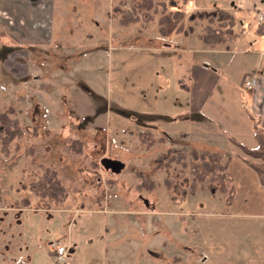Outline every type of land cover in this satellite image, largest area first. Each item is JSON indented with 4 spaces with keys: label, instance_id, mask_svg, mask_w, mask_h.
Returning a JSON list of instances; mask_svg holds the SVG:
<instances>
[{
    "label": "rangeland",
    "instance_id": "obj_1",
    "mask_svg": "<svg viewBox=\"0 0 264 264\" xmlns=\"http://www.w3.org/2000/svg\"><path fill=\"white\" fill-rule=\"evenodd\" d=\"M15 1L34 16L36 31L17 45L3 28L0 47V108H17L22 128L17 149L0 154V264H242L249 243L242 232L226 228L241 215H222L230 204L225 192L203 187L190 193L187 168L175 162L155 167L154 155L168 146L219 149L221 159L228 157L231 179L225 184L232 188L244 177L242 168L253 172L240 156L259 158L243 153L228 136L255 147L246 113L250 93L237 78L243 59L238 50L257 35L256 16L235 12L236 36L215 47L218 52L206 49L208 55L187 32L182 43L196 61L189 63L205 57L207 67L219 69L208 93L204 88L191 96L182 95L175 80L189 64H178L174 53L179 32L159 36L152 21L118 25L112 6L119 0ZM190 2L185 5H202ZM0 18L12 24L6 10L0 9ZM195 20L184 23L199 30L204 19ZM137 129L163 141L145 148ZM70 137L80 139V153L71 152ZM102 157L119 160L120 168H106ZM43 165L66 191L60 202L27 188ZM134 170L153 187L135 189ZM55 244L64 246L61 260L53 256Z\"/></svg>",
    "mask_w": 264,
    "mask_h": 264
},
{
    "label": "trees",
    "instance_id": "obj_2",
    "mask_svg": "<svg viewBox=\"0 0 264 264\" xmlns=\"http://www.w3.org/2000/svg\"><path fill=\"white\" fill-rule=\"evenodd\" d=\"M188 0H131L127 6L122 5L119 0L112 6V15L118 25H128L137 21H152L155 32L159 36L168 37L172 33H187L192 30V25L185 24L184 20L196 21L204 19L199 30L194 34L195 38L208 47H216L224 41L236 36L234 30V16L229 10L221 7L211 9L186 11L182 4ZM180 3V4H178ZM256 34L264 32V22H256L253 28ZM247 75L242 72L238 82L242 83ZM17 108L11 104L0 108V154L7 156L11 150L17 149L16 139L20 137L22 128L16 115ZM252 137L255 147L249 148L243 142L233 136H228V140L236 145L243 153L253 158L258 157L259 161L241 155L255 172L258 183L264 187V128L257 125V121H252ZM135 135L146 148L154 143L163 141L161 135L144 130H135ZM12 143V144H10ZM68 146L73 153L81 152V141L78 137H70ZM154 165L159 168H167L172 162L181 167H186L189 172L188 191L192 193L196 188H207L209 192H225V200L228 201L233 191L232 187L225 184V180L230 182L231 176L226 170L228 157L221 159L218 151L208 148L197 149L189 147L180 149L175 146H168L154 155ZM139 178L134 184V188L145 190L153 187V181L140 171H133ZM166 182V180H164ZM167 184V182H166ZM27 188L39 196H51L56 202H60L66 195L63 185L60 183L55 171L49 166L43 165L40 173L35 179L27 182Z\"/></svg>",
    "mask_w": 264,
    "mask_h": 264
},
{
    "label": "crops",
    "instance_id": "obj_3",
    "mask_svg": "<svg viewBox=\"0 0 264 264\" xmlns=\"http://www.w3.org/2000/svg\"><path fill=\"white\" fill-rule=\"evenodd\" d=\"M198 1L201 2L202 5H198V3H196V5L189 4L190 6L185 5L186 3H191L189 0L183 4L184 9L188 12V11L221 7L226 10H229L232 13V15H235V12H237V15L240 13L251 14V15H247L249 17L250 16L257 17L259 15H264V0H229V1L211 0L208 3H205V0H198ZM19 2L16 3V1L13 0L12 3H9L8 0H0V9L9 12V14L12 17V24H10L9 27L5 26L2 22V19L0 18V47H2L5 44V40H4L5 35L3 28H7L11 30L12 32L11 37L15 39L16 42L15 44L17 45H23V42L20 41V37L25 35L28 38L29 36L33 35L34 31H36V26H35L36 24L34 22L35 18H33L34 16L32 17L29 13L25 14V10L19 7ZM27 5L29 4L26 2L25 6ZM199 21L200 20H196L195 23ZM238 21L243 22V19L238 18ZM193 28L194 25H192V30L188 33L192 32V34H195L198 31V29L195 30ZM179 33L180 35L178 36V39L177 40L175 39L176 42L172 43V46L175 51L174 53L177 56L178 64L180 63L186 64L191 61H195V59L192 56L189 57V52L191 50L189 48H185V46H183L185 43H182L184 42V40L182 39L188 37L187 33H182V32ZM250 39L251 40L247 44L249 47H244L243 49L238 50L240 52V55L243 57V59H241L242 67L240 68L239 76L237 79L239 80V77L242 72H246L248 75V76L246 75L247 77L251 76L254 78V83L250 90L244 89L242 84L241 87H239L240 89H242V91H246L250 93L249 95L250 108L248 112L246 111V113L250 119V127H251V135H252L251 125L253 120H256L257 125L264 128V55H263L264 50L262 51L260 49V46L264 43V32L262 34H257L254 38L252 37ZM163 43L166 44L165 41H163ZM199 44H200L199 47H205V48H200L199 50L200 52L202 51V53L204 52V54L205 52H209V51L218 52L220 50L219 48L208 47L202 42ZM206 49H209V51ZM2 50H0V57L3 56ZM247 58L248 60H246ZM201 59L202 60L199 62L200 64L198 65L195 63L194 64L189 63L188 65H185V68L183 67L184 71L181 70L182 72H180L179 76L175 79L176 84L178 85L177 89L182 90L183 92L182 95H186V94L194 95L196 93L202 92L204 88L206 89V93H208V91L211 89V86L214 85L215 82L213 81V78L219 75L218 74L219 69L215 65H210V66L208 65L209 67H207L206 64H208L209 60L206 59L205 57H202ZM3 60L4 59L2 58L1 62ZM18 71L19 69L16 68L14 69L13 72H15V74L17 75L19 73ZM181 74L182 76H180ZM180 77L181 78L185 77V79L182 78L181 80L179 79ZM165 83L167 82L163 81L161 83V90L163 89ZM188 104H189L188 106L190 107L189 109H191L192 108L191 105L194 104V99L189 98ZM192 123H193L192 121L190 122L188 121V127H187L188 131H190L191 128L194 129L193 126H191ZM194 133L197 134V130H195ZM206 140L208 141V139L203 137V141ZM210 142L212 141L210 140ZM213 150H216L219 153H221L219 149L218 150L213 149ZM223 156L227 157L226 155ZM253 173L254 171L253 172L249 171V168L247 167L246 169L242 168L241 174L244 175L245 179L244 177L240 178V182L235 186H233L232 188L233 191L228 201V203L230 202V204L227 207L228 209L226 212H221L222 215L225 214L226 216H229V214L232 215L235 214V216H238V218L239 215H241L236 222L234 221V225L235 223H237L238 225L231 226L230 221L226 220L227 221L226 228L229 226L231 227V229L235 228L239 233L242 232V239H244L245 242L249 243V245L244 247L245 252L244 254L242 253L244 256V257L242 256L243 259L242 264H264V187H262L258 183L257 177ZM237 204L239 205L243 204L244 207L248 208L245 211H249L250 209V212L246 213L244 210L239 208L233 209V208H237L236 207ZM230 205L232 206L231 209H230ZM232 235L234 236L235 234Z\"/></svg>",
    "mask_w": 264,
    "mask_h": 264
},
{
    "label": "built area",
    "instance_id": "obj_4",
    "mask_svg": "<svg viewBox=\"0 0 264 264\" xmlns=\"http://www.w3.org/2000/svg\"><path fill=\"white\" fill-rule=\"evenodd\" d=\"M259 18H264V15L258 16ZM254 79L252 77H248L243 81V88L246 90H250L253 86ZM53 255L56 260L63 259L64 256V246L62 244H55L53 249Z\"/></svg>",
    "mask_w": 264,
    "mask_h": 264
},
{
    "label": "water",
    "instance_id": "obj_5",
    "mask_svg": "<svg viewBox=\"0 0 264 264\" xmlns=\"http://www.w3.org/2000/svg\"><path fill=\"white\" fill-rule=\"evenodd\" d=\"M100 162L111 171H117L121 166V162L114 158L102 157Z\"/></svg>",
    "mask_w": 264,
    "mask_h": 264
}]
</instances>
